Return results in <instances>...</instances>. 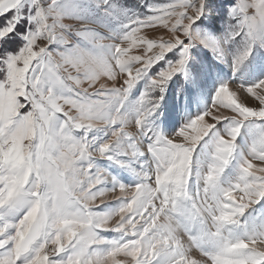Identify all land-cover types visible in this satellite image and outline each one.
Returning <instances> with one entry per match:
<instances>
[{
    "label": "snow or ice",
    "instance_id": "snow-or-ice-1",
    "mask_svg": "<svg viewBox=\"0 0 264 264\" xmlns=\"http://www.w3.org/2000/svg\"><path fill=\"white\" fill-rule=\"evenodd\" d=\"M141 3L144 14L122 0H0V43L22 42L0 52V264H264V79L222 84L176 133L183 142L153 121L195 43L231 55L237 72L264 45V0H238L222 37L194 31L206 0ZM157 26L170 37L140 35ZM138 46L151 54L131 55ZM174 50L179 59L132 101ZM118 76L119 87L102 80ZM225 121L227 133L206 140ZM245 127L249 151L225 182ZM202 142L207 155L196 160Z\"/></svg>",
    "mask_w": 264,
    "mask_h": 264
},
{
    "label": "rangeland",
    "instance_id": "rangeland-1",
    "mask_svg": "<svg viewBox=\"0 0 264 264\" xmlns=\"http://www.w3.org/2000/svg\"><path fill=\"white\" fill-rule=\"evenodd\" d=\"M125 7L135 11L138 14H144L147 9L141 0H122ZM170 0H145V3H167ZM238 0H231L227 5L225 11L226 24L223 21H219L216 18V13L213 11V0H206V8L204 15L194 25V31L200 32L202 35L211 34L215 37H222L228 30L229 24H234L235 20H232L229 12L236 4ZM71 22V21H66ZM140 35L146 39H154L156 41L166 40L170 37L171 33L168 29H164L161 26H157L155 29H145ZM19 40L16 37L15 40ZM21 42V41H20ZM107 42V41H105ZM2 43H0V46ZM22 45V42H21ZM264 48V45L257 42L254 46L256 49L258 46ZM230 52L235 54L237 49L242 50L243 42L228 45ZM253 48V49H254ZM258 49V48H257ZM207 52H210V59L207 58ZM131 55H150L143 47H134L131 50ZM213 58V60H211ZM179 59V51L174 50L168 53L166 59L155 65L149 72L148 77L140 80L136 87L133 89L130 99L136 101L141 93L144 92L148 85L150 77L157 74L162 68L166 67L168 62H175ZM218 62L220 67V73H215V68L212 62ZM255 63V61H254ZM75 74V73H74ZM264 79V63H255L250 71L243 73V71H235L232 56H223L221 53L214 51L211 48L205 47L203 44L195 43L189 51V58L183 72L175 74L171 80L167 83L166 89L163 93V101L161 102L160 110L156 117L153 118L154 125L166 136L171 137L175 142H183L182 137L175 136L181 127L188 123L191 119L207 111L213 101L214 94L222 84H238V83H254L258 80ZM103 82L108 87H119L121 79L118 76L116 81H111L108 78H102ZM153 95H159L158 92ZM253 102V101H249ZM256 123L264 125V121H257ZM230 124L225 121L216 126L210 137L206 140L210 142L220 136L225 135L228 131ZM129 132L135 133L137 131L136 125L129 124L127 129ZM252 140L251 128L245 127L242 129L241 134L237 140L238 149L236 153V159L229 167L226 175L225 182L234 180L239 173V165L242 161V156L246 155L249 151V146ZM207 155V149L204 147L203 142L200 147L197 148L195 159L200 160ZM148 157H142L141 161L146 160ZM98 164L101 167L107 168L113 175L117 176L123 183L133 185L137 182V177L133 172L128 169L121 168L115 163L108 160H99ZM134 167H140V162L132 161ZM108 200H112V195L109 194ZM99 204V200L96 202ZM109 206H112L111 204ZM103 207V206H101ZM264 207V202L261 205H257V210ZM253 215L259 214L251 213ZM107 238H114L117 234L114 232H106L103 234ZM181 238L185 241L187 237L184 233H180ZM195 252V250H194ZM198 255V254H197Z\"/></svg>",
    "mask_w": 264,
    "mask_h": 264
},
{
    "label": "trees",
    "instance_id": "trees-1",
    "mask_svg": "<svg viewBox=\"0 0 264 264\" xmlns=\"http://www.w3.org/2000/svg\"><path fill=\"white\" fill-rule=\"evenodd\" d=\"M230 1L231 0H213V6H214L213 11H215V13H216V18L219 21H223L224 25L226 24L225 11L228 8L227 5L230 3ZM239 42H240V38H238V41L235 43H239ZM17 43L21 44L20 40L16 39V40L10 41L8 45L2 44L0 46V52H3L5 49H7L8 52L13 51V49L16 48ZM235 43H233V44H235ZM257 48L253 49L252 54L249 57V59L242 65L240 70L243 71V73L250 71L251 67L253 68L255 63H257L259 65L264 63V48H262L261 45L258 46ZM210 55H211L210 52H207V58L208 59H210ZM211 60H213V58H211ZM254 61H255V63H254ZM212 65L215 68V70H214L215 73H220L219 70H220L221 65L216 61H213Z\"/></svg>",
    "mask_w": 264,
    "mask_h": 264
}]
</instances>
